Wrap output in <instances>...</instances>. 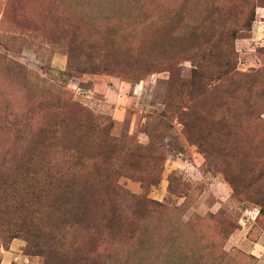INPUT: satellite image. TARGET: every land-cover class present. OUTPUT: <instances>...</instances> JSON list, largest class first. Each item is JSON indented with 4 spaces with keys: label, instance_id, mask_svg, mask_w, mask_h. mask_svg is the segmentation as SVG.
Listing matches in <instances>:
<instances>
[{
    "label": "rangeland",
    "instance_id": "374dc122",
    "mask_svg": "<svg viewBox=\"0 0 264 264\" xmlns=\"http://www.w3.org/2000/svg\"><path fill=\"white\" fill-rule=\"evenodd\" d=\"M259 242L264 0H0V264H264Z\"/></svg>",
    "mask_w": 264,
    "mask_h": 264
},
{
    "label": "crops",
    "instance_id": "0c3cea01",
    "mask_svg": "<svg viewBox=\"0 0 264 264\" xmlns=\"http://www.w3.org/2000/svg\"><path fill=\"white\" fill-rule=\"evenodd\" d=\"M255 251V255L260 256V261H262L264 259V245L261 242L258 243V246ZM13 257L15 258L16 254L12 253L11 251H8V254L4 255L1 259V264H11V258Z\"/></svg>",
    "mask_w": 264,
    "mask_h": 264
},
{
    "label": "trees",
    "instance_id": "16d2710c",
    "mask_svg": "<svg viewBox=\"0 0 264 264\" xmlns=\"http://www.w3.org/2000/svg\"><path fill=\"white\" fill-rule=\"evenodd\" d=\"M105 171V170H104ZM101 181L104 182V181H110L111 178L113 177V174L111 172L110 173H107L106 171L103 172V170H101ZM94 180H95V177H94ZM115 192V189L111 190V193H114Z\"/></svg>",
    "mask_w": 264,
    "mask_h": 264
}]
</instances>
